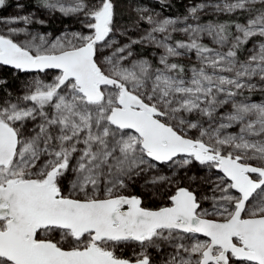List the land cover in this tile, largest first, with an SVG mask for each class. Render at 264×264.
<instances>
[{"label": "snow or ice", "instance_id": "1", "mask_svg": "<svg viewBox=\"0 0 264 264\" xmlns=\"http://www.w3.org/2000/svg\"><path fill=\"white\" fill-rule=\"evenodd\" d=\"M36 6L86 31L0 20V69L33 74L16 93L0 78V264H264V0H199L182 17L137 3L136 38L116 0ZM194 162L205 175H187ZM137 184L174 191L150 208Z\"/></svg>", "mask_w": 264, "mask_h": 264}, {"label": "rangeland", "instance_id": "2", "mask_svg": "<svg viewBox=\"0 0 264 264\" xmlns=\"http://www.w3.org/2000/svg\"><path fill=\"white\" fill-rule=\"evenodd\" d=\"M199 0H185L186 8L190 4L193 3H198ZM18 3H23L22 0H13L12 4L7 8L5 13L1 14L0 13V20L2 19H7L16 15H26L28 13H35L36 18L38 19H44L45 24L43 25H30L28 26L29 29L33 32L39 31L42 34L46 33H51L53 36L60 35L61 32H63L65 29H68L69 31H81L84 30L82 29V26L77 22V20L74 17H64L61 16L59 13L49 16L47 15L43 10H38L37 6L33 8H28L25 6L23 9H20L17 7ZM137 3H143L145 6L155 8L156 11H163V15L165 16H170L166 13V9H162L161 5L158 3V0H116V6H117V23L118 25L123 28L124 26H127L129 28L128 36L132 38H136L140 33L136 30L131 28V20L134 19V13L132 9L136 6ZM24 4V3H23ZM211 15H205L201 19L203 22H207L208 20L214 19V17ZM174 17V16H171ZM220 17H226V16H220ZM226 19V18H223ZM14 27H24L25 25L17 24V25H11ZM143 28L148 27L146 24L141 25ZM4 25L0 23V29H3ZM86 31V30H84ZM176 39H183L184 36L182 33H176L174 34ZM20 38H24V34H20ZM117 39L119 40L120 43H126L127 42V37H122V36H117ZM204 43H209V40L205 38L203 40ZM139 45L133 46L136 51L139 52L138 50ZM144 48H147V53L143 55H150L154 51H159L154 48L145 46ZM192 60L195 58L192 57ZM182 62H187L182 61ZM15 70L10 68V67H3L0 69V78L7 79L8 82H10L8 88L13 92L16 93L17 90L19 89L21 83L25 80L28 79L31 75L33 74H24V73H16V75H13V72ZM53 75V73H49V78ZM17 76L19 77L17 79ZM13 79V81H11ZM253 99H264V97H259V94H256V96L253 97ZM235 130V129H232ZM173 171H176L177 176L183 177L185 173L183 171H180L178 169H174L168 166H160L159 169V174L160 175H168L172 176ZM205 166H201L198 163L194 162L193 165L191 166V171L187 172L188 176L196 175V176H203L205 175ZM179 183L182 186H187L190 182L187 179H182L179 181ZM193 188L198 187V182L192 183ZM168 192L171 193L174 191V188L171 186H163L160 189V193H157L155 196L151 195L149 191H146L141 184H137L132 189V192L136 195H141L143 200H144V206L150 207V208H156L159 206H162L163 204L167 203V197L162 196L161 193L163 192ZM204 207H208V204L205 203ZM203 238V237H201ZM139 251V248L136 244H131L129 246H125L122 249L118 251L119 255H122L125 258H134V255L136 252ZM152 251L153 256H156L155 250H150Z\"/></svg>", "mask_w": 264, "mask_h": 264}, {"label": "trees", "instance_id": "3", "mask_svg": "<svg viewBox=\"0 0 264 264\" xmlns=\"http://www.w3.org/2000/svg\"><path fill=\"white\" fill-rule=\"evenodd\" d=\"M13 0H6V4L3 7H0V13L3 14L7 10V8L12 4ZM25 6L28 8H33L36 6V0H22ZM169 7L166 8V13L170 16L174 17H182L186 14L187 8L185 4V0H168ZM211 18V16H208ZM223 18H228V17H216V19H219L221 21L225 20ZM139 52H142V54L147 53V48L141 49V46H138ZM13 81V79H11ZM10 82H8L7 87L9 86ZM0 95H3V92H0Z\"/></svg>", "mask_w": 264, "mask_h": 264}]
</instances>
